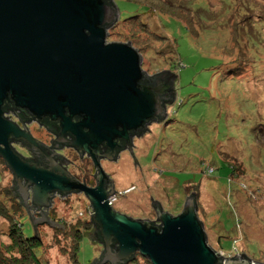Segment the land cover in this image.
<instances>
[{"label": "rangeland", "instance_id": "rangeland-1", "mask_svg": "<svg viewBox=\"0 0 264 264\" xmlns=\"http://www.w3.org/2000/svg\"><path fill=\"white\" fill-rule=\"evenodd\" d=\"M114 3L119 13L107 27L106 41L128 39L141 55L144 72L169 69L176 78L165 119H153L149 130L132 139L137 162L129 149H123L116 161L104 162L117 184V195L109 202L131 217L154 220L151 199L175 214L186 195L195 192L209 246L224 257L242 251L264 264V0ZM28 128L49 143L38 123L31 121ZM18 149L29 153L19 145ZM63 151L69 172L81 181L82 176L83 181L93 179L86 154ZM12 178L0 157V201L14 221L19 218L23 232L34 233L26 207L13 204ZM51 196L42 208L61 227L47 220L36 223L41 244L34 248L42 263L66 264L64 250L70 238L65 231L77 217L87 218L91 206L81 191L63 196L53 191ZM32 214L41 216L39 210ZM11 220L0 210V250L29 259L24 258L30 250L23 255L20 246L10 242ZM94 232V227L88 228L80 239L81 263L99 260L102 243L94 239ZM125 264L149 263L135 253Z\"/></svg>", "mask_w": 264, "mask_h": 264}, {"label": "water", "instance_id": "water-1", "mask_svg": "<svg viewBox=\"0 0 264 264\" xmlns=\"http://www.w3.org/2000/svg\"><path fill=\"white\" fill-rule=\"evenodd\" d=\"M118 13L112 0H0V157L34 233L41 221L60 226L42 208L53 191L62 196L81 191L103 242L99 263L123 264L138 251L151 264H263L242 251L224 257L209 246L192 191L175 214L162 211L150 196L159 223L131 217L109 202L112 179L97 157L114 158L126 141L137 162L130 134L166 114L163 100H173L176 78L168 69L146 75L128 39L106 41V25ZM6 107L21 122L34 117L51 129L50 145L3 116ZM11 138L29 144L34 157L14 150ZM62 143L78 149L79 157L84 150L91 155L95 186L60 164L68 159L50 146Z\"/></svg>", "mask_w": 264, "mask_h": 264}, {"label": "trees", "instance_id": "trees-1", "mask_svg": "<svg viewBox=\"0 0 264 264\" xmlns=\"http://www.w3.org/2000/svg\"><path fill=\"white\" fill-rule=\"evenodd\" d=\"M112 1L114 3V0H112ZM134 14L135 13L127 15V16H131ZM111 25L112 24L106 25V27H109ZM169 71H171V70H169ZM145 74L149 75L146 72H145ZM174 96H175V93H174ZM172 101H174V97H173V100H171L170 102H172ZM170 102H166L165 100H163L165 109H166L167 104ZM165 116H166V114L163 115V117L161 119H158V120L165 119ZM210 167H212L211 168V172H212L214 170V166L211 165ZM233 168H234V166H233ZM233 168H232V173L236 174V172H233ZM10 194H11V198L14 202L13 204L16 205L15 208L21 209V208L25 207L22 200H21V197L18 196V192H16V190L13 186L10 188ZM195 196H197V193L194 192V199H195ZM196 206H197V202H196ZM0 210L2 211V215H4L6 218H8L10 220L12 219L11 220L12 221L11 226L8 229L9 237L11 238L10 242L16 244L17 247L20 246V248L22 249L23 255H25L27 250H30L29 251L30 255L29 256L25 255L24 259L29 258L26 260H23V259L20 260L21 256H18L15 253L11 252V253H8V255H6L5 253H3L2 250H0V264H30L31 261H34L35 262L34 264H44V262L42 263L40 261V259L38 258V255L36 254V249L34 248L35 246L41 244L39 235L36 233H30L27 235L25 232H23L22 226L20 225L21 221L19 220V218H18V220L15 219V221H14L13 215H11L12 213L9 210L4 208V203L3 202L1 203V201H0ZM77 218H78V220H76L75 224L74 223L70 224L69 229L65 231V234L67 233L66 235L70 238V243L67 246H65V250H64V252L68 254V262L66 264H84L78 260L77 250L79 248L80 239L83 236V233L87 232L88 228L94 227L95 232H94L93 237L96 240L100 239V237L98 236V230L96 229L90 215L87 218H80V217H77ZM11 245L12 244H9L8 246H11ZM111 246L113 249H115L117 246L116 242L113 241ZM136 253H139V252L136 251ZM134 255H135V253H134ZM134 255L131 256L130 258H128L127 260H124L123 264H125L126 261L134 258ZM142 257H144V256H142ZM144 259H145V261H148L149 264H151V262L148 260L147 257L146 258L144 257ZM3 261H5V262L3 263ZM89 264H95V263H89Z\"/></svg>", "mask_w": 264, "mask_h": 264}, {"label": "flooded vegetation", "instance_id": "flooded-vegetation-1", "mask_svg": "<svg viewBox=\"0 0 264 264\" xmlns=\"http://www.w3.org/2000/svg\"><path fill=\"white\" fill-rule=\"evenodd\" d=\"M2 115L3 116H5L6 118H8L9 120H11V121H13V122H15L19 127H21V128H23V126H22V123H23V125L25 126V128H27L28 130H29V132L32 134V132H31V129L30 128H28V123L29 122H31V121H34V122H36V123H38L39 124V126L41 127V128H43L44 129V131L47 133V135L49 136V138L50 137H55V133L51 130V129H47V128H45V125L42 123V122H40L38 119H35L34 117H28V118H26V119H24V120H22V122H21V120L19 119V117L17 116V114H15V112H13V109H11L10 107H6V109H3L2 110ZM153 120V119H152ZM151 120V121H152ZM151 121H149V122H151ZM149 122L145 125L146 127L148 126V124H149ZM146 130V128H144L140 133H138L137 135L133 132V133H131L130 134V137H131V143H132V139L134 138V136H141V133H143L144 131ZM33 135V134H32ZM34 136V135H33ZM34 138L36 139V140H39V141H41L42 143H44V144H46V145H50V143H51V140H49V143H46L45 141H43L42 139H40V138H37V137H35L34 136ZM10 142H11V145H12V147L14 148V150H16L17 152H19L23 157H25V158H27V157H34L33 155V153H35V151H32L31 149H29V147H30V145L29 144H26V143H24V142H22V140H19V139H13V138H11L10 140H9ZM130 143V147L132 146V144ZM18 145L19 146H21V147H24V149H26V150H28L29 151V153H27V154H25L24 152H22V151H20L19 149H18ZM53 150H55L56 152H58V153H60L61 155H63L64 156V154H63V149L64 148H71V149H75L77 152H78V154H79V151H78V149H76L74 146H72V145H69V144H65V143H62V145L60 146V147H55V146H50ZM132 148V147H131ZM123 149H128V147H127V143H126V141H125V145L123 146V147H121V148H119L118 150H117V152H116V154H117V156H115L114 158H108V157H106L105 155H102V156H98L97 157V160H98V163H99V165H100V168L102 169V171H104L106 174H107V177H109V178H111L112 179V188H113V190H112V196H115V195H117V184H116V182H115V180H114V177L112 176V174H111V172L112 171H106L105 170V168H104V164H107V163H104V162H108V161H110V162H112V161H116L117 160V158H118V156H119V154H120V152L123 150ZM84 154H86V157H88V159L89 160H91V163H92V180H90V181H88V180H86V181H83L84 183H87L88 185H90V186H95L96 185V183H95V177H94V175H93V173L95 172L94 170H95V166H94V162H93V160H92V158H91V155L88 153V152H86L85 150L83 151V153L81 154V156L82 155H84ZM60 164L61 165H63L65 168H66V164H67V161L66 162H64V161H62V162H60ZM66 170H67V168H66ZM68 172H69V170H67ZM69 173H71V172H69ZM72 174V173H71ZM73 175V174H72ZM73 176H75V175H73ZM76 177V176H75ZM77 178V177H76ZM79 180V179H78ZM81 181V180H80ZM93 182V183H92ZM190 193V192H189ZM189 193L187 194V195H189ZM64 194H68V193H64ZM186 195V196H187ZM183 203H184V201H182ZM183 203H181V207L183 206L182 204ZM152 205V204H151ZM160 209L163 211L164 209H163V206L160 204ZM180 206H179V209H180ZM152 211H151V215H154V217H155V219H156V212H155V207L152 205ZM115 209V208H114ZM116 210H118V209H116ZM118 211H120V212H124L123 210H118ZM164 211H166V210H164ZM125 213V212H124ZM153 222L154 223H159L160 221H159V218L158 219H156V220H153ZM95 239V238H94ZM96 240V239H95ZM99 241L98 242H101L102 243V249L100 250L101 252H100V255H99V260H100V257H101V255H102V250H103V242H102V240H100V239H98ZM99 260H97L96 261V264H101V263H99ZM109 264V263H108Z\"/></svg>", "mask_w": 264, "mask_h": 264}, {"label": "built area", "instance_id": "built-area-1", "mask_svg": "<svg viewBox=\"0 0 264 264\" xmlns=\"http://www.w3.org/2000/svg\"><path fill=\"white\" fill-rule=\"evenodd\" d=\"M212 168V167H211ZM211 168H210V170H211ZM57 192V191H56ZM113 196L111 195L110 197H109V200L112 198Z\"/></svg>", "mask_w": 264, "mask_h": 264}]
</instances>
